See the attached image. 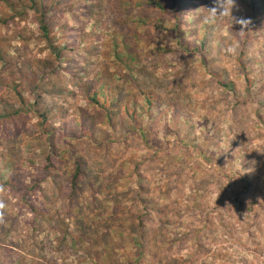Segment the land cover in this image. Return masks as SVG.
Instances as JSON below:
<instances>
[{
  "label": "rangeland",
  "instance_id": "1",
  "mask_svg": "<svg viewBox=\"0 0 264 264\" xmlns=\"http://www.w3.org/2000/svg\"><path fill=\"white\" fill-rule=\"evenodd\" d=\"M43 1L49 7L56 0ZM142 1L145 0H128L129 11L125 15L115 0H62L58 10L48 15V19L53 20L51 40L57 45L69 47L63 65L69 70L61 71L62 80L80 81V78L73 77L69 61L78 63L88 73L92 71L88 77L91 79L97 76V71L105 63L104 70L109 65L108 70L113 72L114 55L107 56L106 53L109 48H114L112 34L121 32L133 42L142 64L148 67L150 77L161 78L167 72L172 89H186L184 93L179 91V103L190 108L187 116L181 117V122L187 118L188 123H183L178 137L175 134L165 136L162 127L165 120L160 119L152 125L156 134L150 143L140 137L113 135L115 141L110 148L111 155L106 156L104 162L98 160L91 164V168L94 164L98 168L92 174L99 175L96 185L108 180L114 184L107 193L97 196L95 203L100 208L96 210L93 209L94 202L83 199L68 207V193L71 190L62 175L41 182V172L36 170L46 156L43 155L45 146L41 148V140L40 145L33 148L36 163L31 166L25 161L29 155L26 144L31 142L27 132L39 130L41 117L24 110L20 113V120L0 124V213L3 215H0V264H101L103 261L102 264L135 261L138 264H171V259L176 257L186 261L182 264H264L263 105L258 102L237 105L234 95L225 98L221 87L211 82L210 69L200 56L187 55L177 47L171 20L148 5H137ZM187 1L192 3L189 7L192 15L186 19L202 17L204 7L211 6V0ZM244 1L248 0H236L234 17H244L246 14ZM24 5L32 4L28 0L0 1V21H6L0 22V46L7 53L0 62V79L14 80L19 77L17 68L23 65L11 69V63L13 61L12 64H15L18 55L27 52V58L33 61L43 58L51 61L55 58L40 28V4L36 8L38 11ZM84 6L87 8L78 12ZM88 8L93 11L87 15ZM71 13H77L78 17H71ZM132 13L137 17L143 16L147 20L145 24L149 25L136 24L130 18ZM78 20L81 22L78 23ZM232 24L236 25L231 15L219 19L220 33L227 35V27ZM249 29L250 26L246 30ZM134 31L143 37L132 36ZM251 38L257 40L249 50V73L239 67L236 49L241 46L235 44L233 37L228 39L234 46L230 52L232 55H227L224 42L218 44L217 41L212 42L206 53L208 62L215 60V72L223 70L224 79L235 82L241 100L246 97L245 87H249L245 75H249L254 87L263 89L258 99H264V83L261 84L264 82V37L252 35ZM117 41L124 43L120 37ZM216 46L218 48L215 49L219 51H214L213 47ZM26 47L30 51L27 49L25 52ZM156 66L158 70L154 71ZM27 73L25 66L20 78L25 79ZM172 73H178V78H181L177 84ZM79 77L86 78L82 72ZM22 78L18 84L22 83ZM53 81L55 79L49 82ZM151 82L153 86L156 83ZM199 87H202L201 91ZM67 88L76 91L73 85ZM29 91L34 90L31 87ZM38 92L25 94L23 100L28 102V105L24 104L27 108H33L32 95ZM16 104L19 107L21 101H16ZM259 109L261 112H258ZM15 123L19 125L16 128ZM185 125L193 128L188 130L189 127ZM185 128L190 131L189 134L185 133ZM187 145L191 148H187ZM11 153L12 157H8ZM205 154L215 157V164H210L206 169ZM203 158L204 162H201ZM219 162L224 168L234 167L241 177H246L248 186L243 178H228V173L224 180L221 173L214 170ZM105 177L108 180L104 181ZM216 177H220L219 183ZM35 183L36 187L32 190ZM139 186L149 197L143 205L137 196ZM235 194L240 195L246 207L256 200L255 207L251 206L248 210L241 207L234 198ZM113 208L119 212L116 220L111 219ZM145 209L149 210L144 218L147 225L145 231L156 232L155 243L137 260V249L129 239L137 235L136 227ZM61 226H68L73 237L81 235V228H89L95 240L103 235V243L93 248L106 254L99 261L91 257L85 249L92 247L93 243H89V239L83 242L81 238L74 243L71 235L63 236ZM132 227L134 231L129 236ZM197 229L202 230V236L201 244L195 250L190 247L196 242L192 232ZM95 230L97 233H94ZM162 231H167L168 239L179 234L181 242L169 249L160 241Z\"/></svg>",
  "mask_w": 264,
  "mask_h": 264
},
{
  "label": "trees",
  "instance_id": "2",
  "mask_svg": "<svg viewBox=\"0 0 264 264\" xmlns=\"http://www.w3.org/2000/svg\"><path fill=\"white\" fill-rule=\"evenodd\" d=\"M0 1L8 2L9 0ZM28 1L32 5L24 6L32 10L38 11L36 9L37 6H39V4L41 6L40 28L47 38L50 52L55 58L51 61L44 58L35 59L33 61V59L27 58L26 50L28 49L30 51V49L26 47V53L24 55H18L19 58L16 59V62H14L15 64H12V61V70L19 64L23 66L22 68H17V71H19V77L17 79H0V124L2 125L6 122L13 123L14 120H20V113L24 110L41 117V121L38 124L40 127L39 130L34 131L31 129L27 132L31 142L26 144V150L29 155L25 161L31 166L36 163V157L33 155V148L38 147L41 140V148L45 146L43 155H46L41 159V167L36 168V170H40L37 172H41V182H48L54 177L58 178L59 174L60 176L62 175L64 181L68 182V188L71 190V192L68 193V207H72L74 202L78 203L83 199L94 202L93 209L96 210L100 208L95 203V201H98L97 196H100L102 193H107L114 187V184L105 177L103 180H108L106 183L103 182V184L98 183V185H96V179L99 178V175L92 174L93 170L98 168L95 164L94 167L96 168H91V164L97 163L98 160L104 162L105 157L111 155L110 148L115 141L113 138L115 134H125L123 137H140L146 143H150V140L156 134V132L152 130V125L156 124L160 119L163 122L165 120V123L162 125L164 135L175 134L176 137H178V131L181 132L183 125L188 123L187 118L185 121L181 122V117L184 115L187 116V111L190 108L179 103V100H181L179 91L184 93L186 89H172V83L167 79L170 75L167 72L164 73L161 78L150 77L147 72L148 67L142 64L133 42L128 36L121 32H114L112 34L114 35L115 49L113 47L109 48L106 53L107 56L114 55V61L112 63V67H114L113 72L108 70L111 67L109 65H107V69L104 70L105 63L102 65V68L97 71V76L91 79L88 77L92 71L88 73L87 69L82 68L78 63H72V61L68 60V65L72 70L73 77L80 78V81L75 83V81L62 80L61 71L69 70V67L64 68L63 66L66 63V57L64 55H66L65 53L68 51L69 47L66 45H57L51 40V24L53 20L52 18L48 19V15L53 10H58L62 0H56L55 3L49 7L45 6L43 0ZM115 1L118 2L121 12L126 15V12L129 11L126 3L128 0ZM19 2L21 3V1ZM137 5H140V7L148 5L162 12L165 17L171 20L173 23L172 31L175 36L177 47L187 55L200 56L207 68L210 69L211 82L221 87L220 91L225 98L234 95L237 105L246 106L258 102V104L263 105L264 108V99H258V94L263 93V89L261 88V90H259V87H254L251 80L248 78L249 75H245L249 86L245 87L246 92H244V95L246 97L241 100L235 89V82L224 79L225 74H223V70L215 72L217 70V67L214 66L215 60L208 62L206 54L212 42L217 41L218 44L224 42L223 44H225L228 50L226 52L227 55H232L230 52L233 50L234 46L228 39L233 37L236 40L235 44L241 46L236 49L239 67L244 72L249 73L251 61L249 60V50L257 40L252 39L251 36L256 35L264 37V0L244 1V5H246L247 8L244 17L252 21L250 29H243L244 32L241 33V26L239 24H232V26L227 27V35H222L220 33L221 30H219L218 27L219 20L209 24L204 23L201 17L186 19L188 16L192 15L189 12V7L192 6V3H189L187 0H145L137 3ZM86 8L85 6L81 9L79 8L78 12ZM92 8L95 10V7L92 6ZM92 8H88L87 15L93 11ZM71 14V17H78L77 13ZM204 14H206L205 9H203L202 12V15ZM142 17L143 16H135V13H132L130 16L131 20L135 21L136 24L149 25L145 24L147 20ZM0 22L6 23V21ZM80 22L81 21L78 20V23ZM80 34L81 33L78 35ZM131 35L136 38L143 37L140 36L137 31H134ZM216 35L217 37H215ZM218 35H220L219 38ZM119 37L124 40L123 44L117 43ZM215 48H218V46L213 47V49ZM229 49H231V51H229ZM3 50L4 49L0 46V62L7 55ZM214 51L219 50L215 49ZM167 52L171 53L172 51ZM88 53L91 54V51L88 50ZM25 66L28 69V73L25 79L21 77L22 83L18 84L17 82L21 79V72H23ZM125 69L126 73L124 72ZM156 70H158L157 66L154 68V71ZM80 72L84 73L86 78L79 77ZM172 75H174L173 80L177 84L181 78H178V73H172ZM150 78L152 79L150 80ZM51 79H55V81H53V83L49 82ZM85 79L87 80L84 81ZM151 81L156 82L154 86ZM263 83L264 82H261V84ZM206 84H208V82ZM70 85L75 86L76 91H70L67 88ZM31 87L32 90L39 92L32 95L34 104L33 108L29 109L30 107L27 108L25 106L28 105V102H25L23 98L25 94L34 93V91H29ZM201 89L202 87H199L200 91ZM164 92L166 93L165 95H163ZM16 101H21L19 107H17ZM40 104L41 106H39ZM162 107H164V109L160 110ZM184 109L187 110L183 112ZM258 112H261V109H259ZM144 117H147V119L144 120ZM205 124L207 125L208 122ZM14 126L16 128L19 125L15 123ZM185 126L189 127L188 130L193 128L192 126ZM174 127H176V129H174ZM188 130L185 133L190 132ZM186 147L191 148L189 145ZM194 150L196 149H190V151ZM12 155L11 153V156L8 155V157H12ZM204 157L206 158L204 163L205 169L210 164H215V157L206 154ZM201 162H204V158L201 159ZM217 165L218 167L216 166L214 170L220 172L224 180H226L228 173L230 174L228 178L232 176H237L238 179L243 178L246 187L248 186L246 177H241L240 173L236 171L234 167L224 168L220 162L217 163ZM215 180L219 183L218 180H220V177H216ZM36 183L38 184L39 182L36 181ZM36 183L34 187H32V190L35 189ZM4 185H7V183H4ZM80 189H85L86 191H81L80 193ZM138 190L137 196L141 198L139 200L140 203L142 205L146 204L149 200L147 193L144 191L143 187L139 186ZM85 192H87L86 194H88V196L85 195ZM239 196L240 195L235 194L234 198L241 207L246 210L251 206L255 207L256 200L252 202L250 207H246ZM116 201L117 200H115V202ZM144 208H146V206H144ZM78 209H82V207H78ZM148 214L149 210L147 211V209H145V213L139 218L140 223L136 227L137 235L129 239V242L137 249V260L144 256V252L147 249H152L155 243L156 232L150 231V233H148L145 231L147 225L144 224V218H146ZM0 215L3 217L1 213ZM118 217L119 212L114 209V214L111 219L116 220ZM68 228V226L60 227L64 237L68 234L71 235ZM133 231L134 229L132 227L129 231V236L132 235ZM201 232L202 230L200 229L192 232L196 242L194 243L195 247L193 246L190 248L198 250L196 247L201 244ZM80 233L81 235L78 237H73L71 235L72 241L76 243L77 240L81 238L83 242H86V239H89V243H93L92 247L86 248L85 250L91 257L97 258L99 261L106 253H102V251L97 252L93 247L98 246L99 243H103V235H101L98 240H95L91 237L92 232L89 228H81ZM94 233H97V230H95ZM161 233H163V236L159 237L160 241L169 249H172L174 244L182 240L179 234L172 235L173 237L168 239L169 234L167 231H162ZM172 260L173 262L171 264L186 263V261H182L180 257L173 258L171 261ZM189 260L190 259H188V261ZM135 262L136 263L128 264H138V261ZM91 263L94 264L93 262Z\"/></svg>",
  "mask_w": 264,
  "mask_h": 264
},
{
  "label": "clouds",
  "instance_id": "3",
  "mask_svg": "<svg viewBox=\"0 0 264 264\" xmlns=\"http://www.w3.org/2000/svg\"><path fill=\"white\" fill-rule=\"evenodd\" d=\"M235 7L236 0H211V6L204 7L207 11L206 14L202 15V21L209 24L215 23L217 20L231 15L235 23L241 26V33H243V29H248L252 21L243 16L234 17L233 9ZM229 51H231V49H229ZM0 207H2V205H0Z\"/></svg>",
  "mask_w": 264,
  "mask_h": 264
}]
</instances>
